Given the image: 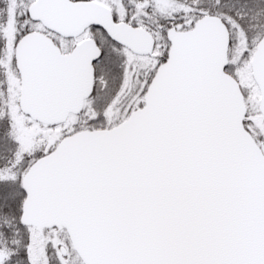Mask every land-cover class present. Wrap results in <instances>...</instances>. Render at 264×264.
Listing matches in <instances>:
<instances>
[{"label": "snow or ice", "instance_id": "obj_1", "mask_svg": "<svg viewBox=\"0 0 264 264\" xmlns=\"http://www.w3.org/2000/svg\"><path fill=\"white\" fill-rule=\"evenodd\" d=\"M0 264H264V0H0Z\"/></svg>", "mask_w": 264, "mask_h": 264}]
</instances>
